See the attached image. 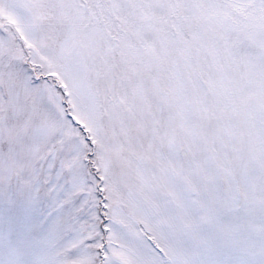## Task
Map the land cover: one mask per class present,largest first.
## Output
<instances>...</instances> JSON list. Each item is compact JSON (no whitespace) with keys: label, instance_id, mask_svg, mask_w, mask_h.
I'll return each mask as SVG.
<instances>
[{"label":"snow or ice","instance_id":"obj_1","mask_svg":"<svg viewBox=\"0 0 264 264\" xmlns=\"http://www.w3.org/2000/svg\"><path fill=\"white\" fill-rule=\"evenodd\" d=\"M0 264H264V0H0Z\"/></svg>","mask_w":264,"mask_h":264}]
</instances>
